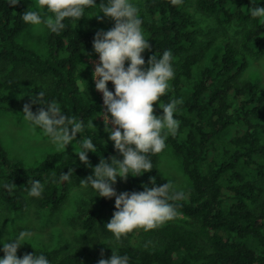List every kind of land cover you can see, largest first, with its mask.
I'll return each instance as SVG.
<instances>
[{"label":"trees","instance_id":"16d2710c","mask_svg":"<svg viewBox=\"0 0 264 264\" xmlns=\"http://www.w3.org/2000/svg\"><path fill=\"white\" fill-rule=\"evenodd\" d=\"M132 3L151 45V50L142 53L145 67L152 55L159 58L166 50L172 52L175 77L161 102L180 99L183 103L174 113L179 129L166 143L181 156L192 185L186 189L172 186V191L185 193L184 199L170 201L177 205V219L155 230L142 229L136 241L125 237L112 248L126 255L128 264H264V121L260 119L264 85L246 75L251 58L264 53V20L252 18L249 9L264 6V0H184L181 7L170 0ZM32 6L33 0H20L15 6L0 0V110H23L31 97L43 91L45 103L56 102L63 114L83 122L75 140L80 146L84 139H92L97 149L88 153L93 167L101 158L123 159L114 143L92 126L104 104L99 96H85L78 76L84 67L95 89L87 59L99 56L93 48L99 31L91 17L94 8H86L81 20L66 18V28L59 34L47 30L48 53L44 55L19 40L31 27L22 20V13ZM193 8L211 16L222 29L204 37L202 19ZM230 25L243 30L232 35L227 29ZM108 87L114 92L111 81ZM42 106L47 108L33 104L32 111ZM154 109V114L162 115L159 102ZM149 159L150 172L130 175L126 182L118 178L114 185L118 193L143 191L144 185L152 186V177L158 186L169 182L159 169V154H150ZM70 169V179L61 181V174ZM90 169L72 148L49 151L39 163L28 165L11 156L0 140V210L19 211L30 205L59 209L68 201L71 185L81 184ZM29 179L44 185L41 197L28 196ZM13 182L15 188L9 192L4 185ZM97 195L92 193L78 208L85 229L92 230L106 212L116 210L115 198ZM1 234L0 217V243ZM112 248L84 242L58 254L23 244L17 255L43 254L50 264H98L101 258L112 256Z\"/></svg>","mask_w":264,"mask_h":264},{"label":"clouds","instance_id":"9594fccd","mask_svg":"<svg viewBox=\"0 0 264 264\" xmlns=\"http://www.w3.org/2000/svg\"><path fill=\"white\" fill-rule=\"evenodd\" d=\"M183 2L170 0L176 7H181ZM8 3L15 6L20 0H8ZM86 8H98L99 12L94 16L101 21L107 17L115 22L111 29H101L95 34L93 48L99 54V61L95 62L93 79L96 90L103 95L104 130L109 133V139L123 159L112 156L109 162L101 158L99 164L93 167L88 153H96L97 149L91 138L82 141L76 154L83 164L94 171V175L81 179V183L91 185L99 197L115 198L116 210L105 227L116 241H121L134 230H155L180 215L177 205L170 201L184 199L185 193L172 191L170 181L158 186L156 177H152V186L144 185V190L139 192L118 193L114 185L118 178L126 182L130 175L140 176L153 169L149 155L160 154L166 148L167 137L176 135L180 121L174 118V113L183 101L172 99L168 103L161 102V98L171 91L170 81L175 77L172 52L166 50L159 58L156 54L152 55L145 67L142 53L151 50V45L143 35L139 10L131 0H107V3L102 0L99 5L96 0H34L33 7L27 8L21 18L36 32L46 28L59 34L66 28V18L81 20ZM101 12L103 16L99 15ZM249 13L254 19L264 20V6L251 7ZM126 62L130 63L126 66ZM110 81L114 92L108 87ZM43 97L44 92L40 91L31 97V104H24L23 119L33 128H39L58 151L67 149L82 132L83 122L63 114L58 103H45ZM156 102L163 110L162 115L154 114ZM33 104L47 105V108L42 106L33 112ZM91 123L96 127L93 121ZM71 173L72 169L62 173L61 181L69 180ZM28 183V196L41 197L44 185L39 180L29 179ZM4 187L12 192L15 183L5 184ZM28 236L22 231L16 238L4 239V256L0 258V264H50L43 254L25 253L22 258L17 255L18 249L28 242ZM128 260L126 255H118L113 249L112 256L101 258L98 264H128Z\"/></svg>","mask_w":264,"mask_h":264},{"label":"rangeland","instance_id":"374dc122","mask_svg":"<svg viewBox=\"0 0 264 264\" xmlns=\"http://www.w3.org/2000/svg\"><path fill=\"white\" fill-rule=\"evenodd\" d=\"M134 1L136 0H131V2ZM101 2L102 0L96 1L97 5ZM103 2L107 3V0H103ZM193 10L195 15L202 19L204 37L222 29L211 16L201 14L195 8ZM45 11H47V8H45ZM98 12L99 9L94 8L91 12V17L93 16L92 20L99 30L103 29L107 31L114 27V20L105 17L101 21L97 16H94ZM99 15L103 16L104 14L101 12ZM227 27L228 31L235 36H238V33L243 30V27L236 25ZM46 33V28L43 31L36 32L31 26L20 35L19 40L46 55L48 53ZM87 59L92 65L93 72L95 62L99 61V56L88 57ZM246 75L260 79L264 85V53L261 56L251 58ZM78 76L85 96L88 99H94L96 96H99L103 101L102 93L90 85V72L84 67H80ZM22 111L0 110V140L4 143L11 156L23 159L28 165H35L49 151L57 150V148L48 137L43 135L39 128H33L29 122L23 119L24 113ZM102 115L104 114L101 113L95 116L93 123L96 127H94L99 130L103 138L114 143L109 139V133L104 130L105 125ZM260 119L264 121V111ZM67 148L77 150L80 146L74 140ZM159 169L174 187L186 189L192 185L190 177L183 168L181 156L168 143H166V148L159 154ZM89 175H94L93 168L86 172L84 179ZM94 192L95 190L91 185L85 186L82 183L79 185L73 184L70 188L68 201L61 208L55 210L41 209L36 205H30L26 209L19 211H9L2 207L3 209L0 210L2 222L0 246L3 247L4 239L16 238L23 231L29 234L27 238L28 242L24 243L25 246L37 249L49 248L58 254L69 252L84 242L105 245L111 248L115 247L120 241H116L113 234L105 227L113 214L106 212L101 217L98 225L92 230L85 229L78 217L79 206L88 201ZM141 230H134L127 237L132 241H136Z\"/></svg>","mask_w":264,"mask_h":264}]
</instances>
